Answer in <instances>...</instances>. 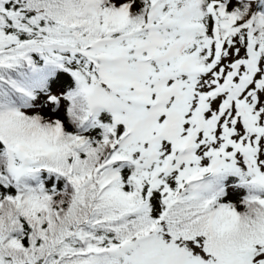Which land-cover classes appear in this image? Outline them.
<instances>
[{
	"label": "snow or ice",
	"instance_id": "obj_1",
	"mask_svg": "<svg viewBox=\"0 0 264 264\" xmlns=\"http://www.w3.org/2000/svg\"><path fill=\"white\" fill-rule=\"evenodd\" d=\"M0 264H264V0H0Z\"/></svg>",
	"mask_w": 264,
	"mask_h": 264
}]
</instances>
